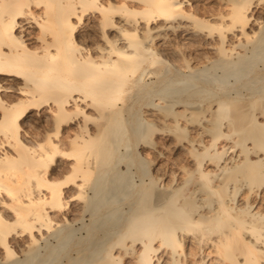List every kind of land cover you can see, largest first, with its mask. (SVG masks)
Wrapping results in <instances>:
<instances>
[{"label": "bare ground", "instance_id": "1", "mask_svg": "<svg viewBox=\"0 0 264 264\" xmlns=\"http://www.w3.org/2000/svg\"><path fill=\"white\" fill-rule=\"evenodd\" d=\"M0 264H264V0H0Z\"/></svg>", "mask_w": 264, "mask_h": 264}]
</instances>
